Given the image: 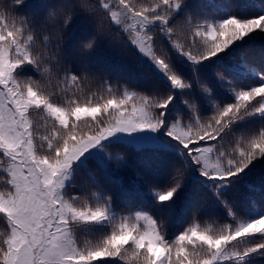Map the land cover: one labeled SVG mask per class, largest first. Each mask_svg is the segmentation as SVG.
<instances>
[{"label": "snow or ice", "instance_id": "6c2138e0", "mask_svg": "<svg viewBox=\"0 0 264 264\" xmlns=\"http://www.w3.org/2000/svg\"><path fill=\"white\" fill-rule=\"evenodd\" d=\"M0 264H264V0H0Z\"/></svg>", "mask_w": 264, "mask_h": 264}, {"label": "trees", "instance_id": "16d2710c", "mask_svg": "<svg viewBox=\"0 0 264 264\" xmlns=\"http://www.w3.org/2000/svg\"><path fill=\"white\" fill-rule=\"evenodd\" d=\"M203 2V0H202ZM26 3H28L29 5H32L33 8L35 7V5H37L39 3V0H26ZM233 3L237 6H239L241 9L247 11V6L251 3H259V0H233ZM260 45H253L251 46V48L248 50V55L250 57H253L256 59L257 62H259L260 56H259V52H260ZM109 56H111V53L108 49L106 48H101L97 51L96 53V60H97V64H96V70L97 71H101L104 70L107 65L105 64V60L106 58H108ZM98 86V85H96ZM116 175H124L126 178L128 176L132 175L131 170H124L122 173H118ZM253 181L257 184H259L260 182V178L259 176H256L253 178ZM112 188L114 191H119V186L112 184L111 181H106ZM257 199H259V195L257 194ZM221 210L215 208L212 204L211 200H207L204 202L203 207H202V216L207 217V216H213L216 214H220ZM181 227V222L180 221H172L170 224V230H179V228Z\"/></svg>", "mask_w": 264, "mask_h": 264}]
</instances>
